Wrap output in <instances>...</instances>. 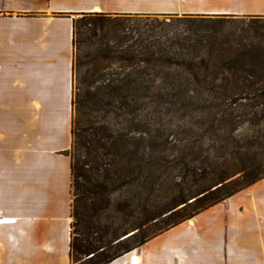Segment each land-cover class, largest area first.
<instances>
[{"label": "trees", "instance_id": "obj_1", "mask_svg": "<svg viewBox=\"0 0 264 264\" xmlns=\"http://www.w3.org/2000/svg\"><path fill=\"white\" fill-rule=\"evenodd\" d=\"M177 19L203 27L112 42L109 15L73 19L66 153L76 264H109L264 177L250 154L257 139L235 134L249 114L240 118L237 101L264 99L254 65L264 57V19Z\"/></svg>", "mask_w": 264, "mask_h": 264}, {"label": "crops", "instance_id": "obj_2", "mask_svg": "<svg viewBox=\"0 0 264 264\" xmlns=\"http://www.w3.org/2000/svg\"><path fill=\"white\" fill-rule=\"evenodd\" d=\"M89 12L264 15V0H0V264H72L73 18ZM109 264H264V177Z\"/></svg>", "mask_w": 264, "mask_h": 264}, {"label": "rangeland", "instance_id": "obj_3", "mask_svg": "<svg viewBox=\"0 0 264 264\" xmlns=\"http://www.w3.org/2000/svg\"><path fill=\"white\" fill-rule=\"evenodd\" d=\"M109 15L108 28L106 34L112 42L125 41V37L131 39L130 36H133L131 42H135V39L148 37L149 39H160L165 40V36L170 35L175 30H184L185 28L195 29L197 27H203L199 25L200 23H189L178 21V17H182L185 14L177 13H151V14H106ZM188 15V14H186ZM192 16H197V14H191ZM75 16L74 18L79 17ZM236 16H247V15H236ZM264 19V15H259ZM73 18V19H74ZM195 18V17H194ZM229 26V24H227ZM200 28V29H201ZM105 34V35H106ZM125 36V37H124ZM255 73L260 75L262 80L261 85L264 86V57L261 59L255 60ZM240 104L239 112L240 118L248 116L246 121H241L240 127L235 131V134L238 137L243 139L253 138L257 139L258 146L254 147L253 150H250V154L253 155L255 160H260L258 166L264 170V99H259V102H254L249 99H242L237 101ZM72 111V110H71ZM249 111L248 115H243ZM253 112H256L257 116L255 117ZM244 116V117H243ZM73 117V111L71 112V119ZM210 117V116H209ZM211 118V117H210ZM249 118H251L249 120ZM211 121V120H209ZM208 125V123H206ZM201 138L207 140L208 134L201 135ZM212 137H215L214 135ZM208 141H205L207 144ZM256 148V149H255ZM70 149V148H69ZM263 150L260 154H255L254 152ZM249 159V157H248ZM247 159V160H248ZM245 160V163L247 162ZM237 174L236 176H239ZM260 180V179H259ZM258 181V180H257ZM257 181L249 184L247 187L252 186ZM72 222V221H71ZM72 259V258H71ZM72 264H76L72 260Z\"/></svg>", "mask_w": 264, "mask_h": 264}, {"label": "bare ground", "instance_id": "obj_4", "mask_svg": "<svg viewBox=\"0 0 264 264\" xmlns=\"http://www.w3.org/2000/svg\"><path fill=\"white\" fill-rule=\"evenodd\" d=\"M131 259H132L133 263H136V262L138 261V257H137V255H133V256L131 257Z\"/></svg>", "mask_w": 264, "mask_h": 264}]
</instances>
